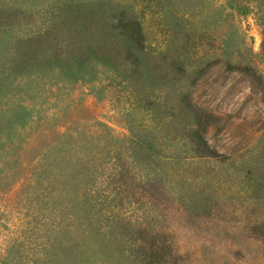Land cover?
I'll use <instances>...</instances> for the list:
<instances>
[{
  "label": "rangeland",
  "instance_id": "rangeland-1",
  "mask_svg": "<svg viewBox=\"0 0 264 264\" xmlns=\"http://www.w3.org/2000/svg\"><path fill=\"white\" fill-rule=\"evenodd\" d=\"M263 45L264 0H0V264H264Z\"/></svg>",
  "mask_w": 264,
  "mask_h": 264
},
{
  "label": "trees",
  "instance_id": "trees-1",
  "mask_svg": "<svg viewBox=\"0 0 264 264\" xmlns=\"http://www.w3.org/2000/svg\"><path fill=\"white\" fill-rule=\"evenodd\" d=\"M263 48H264V45H263ZM56 146V145H54ZM59 147L61 148L60 149V153L61 154H64L65 156L63 158H65V161H67L68 159V154L70 153V149L68 145H59ZM54 147H51L49 149V151H51V149H53ZM49 153V152H48ZM66 153V154H65ZM48 156H46V159H47ZM82 162V161H81ZM82 163H85V162H82ZM82 163H80V165H82Z\"/></svg>",
  "mask_w": 264,
  "mask_h": 264
}]
</instances>
